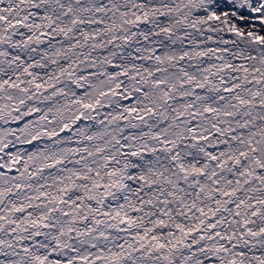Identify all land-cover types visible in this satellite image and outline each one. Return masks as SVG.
Wrapping results in <instances>:
<instances>
[{"label": "snow or ice", "instance_id": "6c2138e0", "mask_svg": "<svg viewBox=\"0 0 264 264\" xmlns=\"http://www.w3.org/2000/svg\"><path fill=\"white\" fill-rule=\"evenodd\" d=\"M0 264H264V0H0Z\"/></svg>", "mask_w": 264, "mask_h": 264}]
</instances>
